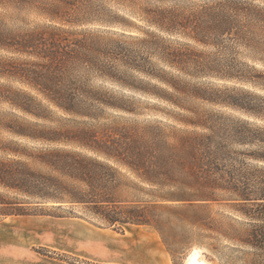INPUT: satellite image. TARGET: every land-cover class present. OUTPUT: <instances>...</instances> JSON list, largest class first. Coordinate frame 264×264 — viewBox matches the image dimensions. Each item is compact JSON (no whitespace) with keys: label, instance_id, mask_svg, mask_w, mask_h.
<instances>
[{"label":"trees","instance_id":"trees-1","mask_svg":"<svg viewBox=\"0 0 264 264\" xmlns=\"http://www.w3.org/2000/svg\"><path fill=\"white\" fill-rule=\"evenodd\" d=\"M136 1L0 0V47L24 57L18 62L12 60L10 77H16L58 111L71 116L100 119L108 109L135 112L129 99L92 82L96 78L110 81L190 112L191 117H175L183 130L167 132L156 128L134 133L114 126L100 130L105 134L110 130L112 138L100 139L97 129L62 132L24 122L10 126L9 131L35 142L75 143L128 168L148 183L165 185L167 180H175L176 184L191 190L181 196L184 201H216L219 190L233 192L243 201H264V193L251 198L244 190L241 192V178L234 177L244 175L236 169L230 141L242 135L244 129L233 125L235 122L229 117L194 108L195 102L233 105L230 98L221 96V89L202 80L240 78L236 65L240 49H250L264 38V6L257 5V0H209L190 5L184 11L158 9L149 23L168 34H179L187 42L151 36L145 41L146 56L137 58L133 52L125 51L121 41L110 36V31L90 28L96 24L102 28L127 26L125 19L110 6H133ZM145 13L148 12L145 10ZM224 53L229 55L226 62L220 57ZM120 67L130 68L145 79L138 84L127 82L121 77L125 75L121 74ZM14 94V98L6 99L12 106L38 119H47L44 114L49 108L43 107L36 97L25 91ZM39 162L70 175L66 177L85 182L98 176L105 179L103 171L111 176L107 179L110 183L112 176L117 175L115 168L73 152L47 149L39 156ZM16 163L22 169L0 165L1 186L37 196L44 203L94 202V214L108 227L122 229L127 224H150L146 211L139 206H112L111 196H106L104 201H92L96 198L62 181L55 184L48 177L31 176L38 173L32 172L25 163ZM89 163L91 165H87ZM78 166L97 169L93 176H74L80 170ZM19 172L26 176L16 182L14 176ZM6 175H12L10 180ZM175 176H189L187 185ZM31 177L42 179V182L37 180L35 186L42 187L39 192L29 190L34 181ZM28 214L30 212L20 206L0 209V215L4 216ZM232 239L264 249V226L232 236Z\"/></svg>","mask_w":264,"mask_h":264},{"label":"rangeland","instance_id":"rangeland-1","mask_svg":"<svg viewBox=\"0 0 264 264\" xmlns=\"http://www.w3.org/2000/svg\"><path fill=\"white\" fill-rule=\"evenodd\" d=\"M205 2L209 0H137L133 6L111 4L112 11L124 18L127 26L102 28L96 24L90 28L110 31V36L120 40L125 51L133 52L139 58L146 56L144 52L148 46L145 41L151 36L187 42L179 34H168L149 23L154 11L172 8L184 11L190 5ZM256 4L264 6V1L257 0ZM259 41L250 49H240L236 62L239 79L202 80L221 89V96L230 98L233 105L194 103V108L229 117L235 122L233 125L244 129L242 135L230 141L229 149L235 158L236 169L244 175L234 177L241 178V192L245 191L251 198L264 193V38ZM220 57L224 62L229 59L226 53ZM23 58L0 47V165L20 170L22 168L16 162L25 163L32 172L38 173L31 176H45L54 180L55 184L62 181L72 189L96 198L92 201H104L106 196H111L112 206H139L146 211L150 224H127L122 229L108 227L94 214V202L44 203L37 196H28L0 185V202H4L0 203V209L20 206L30 212L28 215H0V256L17 255L37 264H186L190 253L200 248L212 264H264L263 248L232 239V236L264 226V201H243L226 190L217 191L216 201H184L181 196H186L191 190L176 184L175 180H167L165 185L148 183L128 168L75 143L35 142L9 131L10 126L32 122L37 123L40 129L62 132L97 129L98 138L108 139L113 137L111 131L105 134L101 129L120 126L126 132L134 133L156 128L167 132L183 130L175 117H191L190 112L96 78L92 81L94 85L129 99L136 111L123 113L108 109L100 119L71 116L58 111L16 77H10L12 60L18 62ZM119 69L125 75L121 77L127 82L138 84L145 79L130 68ZM20 91L30 93L43 107L49 108L44 114H47V119H38L7 101V98H14V92ZM239 140L246 143L242 144ZM47 149L77 153L115 168L117 175L112 176V183L107 181L111 176L105 171L102 172L105 179L98 176L86 182L66 177L70 175L39 162V156ZM78 167L80 170L74 176H93L97 169L95 166L86 169ZM6 176L10 180L12 175ZM25 176L19 172L14 177L17 182ZM175 178L187 185L189 176ZM30 179L34 181H31L29 190L39 192L42 187L38 189L35 186L38 185L37 180L42 182V179Z\"/></svg>","mask_w":264,"mask_h":264},{"label":"bare ground","instance_id":"bare-ground-1","mask_svg":"<svg viewBox=\"0 0 264 264\" xmlns=\"http://www.w3.org/2000/svg\"><path fill=\"white\" fill-rule=\"evenodd\" d=\"M186 264H212L204 256L203 251L199 248H195L187 258Z\"/></svg>","mask_w":264,"mask_h":264},{"label":"crops","instance_id":"crops-1","mask_svg":"<svg viewBox=\"0 0 264 264\" xmlns=\"http://www.w3.org/2000/svg\"><path fill=\"white\" fill-rule=\"evenodd\" d=\"M0 264H37L36 262H30L28 260L20 259L17 255L15 257L0 256Z\"/></svg>","mask_w":264,"mask_h":264}]
</instances>
